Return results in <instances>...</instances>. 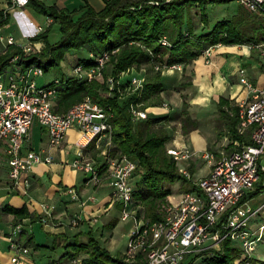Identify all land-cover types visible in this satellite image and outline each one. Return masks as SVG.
Wrapping results in <instances>:
<instances>
[{"label": "built area", "instance_id": "2783aa9c", "mask_svg": "<svg viewBox=\"0 0 264 264\" xmlns=\"http://www.w3.org/2000/svg\"><path fill=\"white\" fill-rule=\"evenodd\" d=\"M236 1L252 11L264 13V0ZM10 3L11 7L24 6L28 5L29 0H10ZM7 17L6 8L3 9L1 19ZM52 21L53 18L50 17L49 23ZM45 28L39 26L22 43L17 41L14 34L1 32L0 25V56L5 55L11 45L21 48V51L11 55L7 63L0 67V148L6 153L11 188L28 194L32 185V167L39 162L53 160L51 153L25 148L30 137V127L34 122L46 129L50 147L62 146L69 129L76 128L79 134L74 143L75 156L70 164L84 172L88 177L87 182L94 181L95 186L105 176L109 177L112 190L110 202L121 205V218L133 217L134 228L124 252L129 259L143 256L146 264H184L187 257L194 256L193 262H197L206 253L220 251L227 238L240 246L245 254L252 255L264 236V221L256 228L251 226V221L264 210V201L253 205L249 200H241L260 179V171L264 172V86L254 84L245 74L246 69L240 68V81L249 93L238 104V132L241 135L250 134V142L236 138L232 140V147L221 150L219 155L208 150L201 153V157L206 158L210 167V173L205 176L194 178L188 166L180 169L197 189L183 191L177 202L169 204L162 219L150 222L139 216L136 208H130L133 204L137 162L125 153L112 155L110 152L113 145L111 107L85 96L66 111H56L55 88L38 82L45 74L43 67L37 63L26 64L25 60L30 55L42 52L44 42L34 40L33 37ZM161 42L170 45L166 35ZM248 46L253 50L258 49L264 56V42ZM212 49L213 46L204 51L206 56H210ZM108 57L109 53L104 52L97 57V65L88 68L77 66L73 69V74L88 80L101 77ZM168 68L182 70L183 64L175 63ZM128 77V86L133 92L139 93L145 78L138 75ZM121 81L122 79L117 80L114 75L107 77L111 89ZM142 105L139 102L132 103L130 110L134 120L147 118L150 110L159 112L156 108L166 111L171 109L166 100L154 108ZM93 141L100 145V152L96 157L85 150ZM168 152L177 161H184L187 165L194 156V152L186 144L173 145L168 148ZM68 192L74 199H79L75 188L69 187ZM43 207L46 212L43 221L46 222L51 213L47 204L44 203ZM80 220L81 216L78 215L72 217L71 223L77 225ZM21 227L17 225L13 235H17L16 232ZM10 239L16 250L10 264H21L23 254L30 249L16 240V237L11 235ZM67 264H82V257H73Z\"/></svg>", "mask_w": 264, "mask_h": 264}, {"label": "trees", "instance_id": "16d2710c", "mask_svg": "<svg viewBox=\"0 0 264 264\" xmlns=\"http://www.w3.org/2000/svg\"><path fill=\"white\" fill-rule=\"evenodd\" d=\"M155 1L105 0V6L100 10L86 2L79 8L70 10L54 4L48 5L43 0H29V6L52 17L53 21L45 30L33 37L34 40L44 42L42 52L30 55L27 61L25 60L26 64L37 63L42 66L46 73L52 67L61 65L69 49L84 47L86 57L76 59L72 72L77 66L88 68L97 65V57L104 52L111 53L107 63L109 66L104 69L105 74L112 73L117 76L131 66L146 65V81L141 91L131 93L125 98L119 96L116 88L114 89L116 93L109 94L104 82L97 79L88 80L71 72H64L43 85L55 88L54 109L58 112L66 111L85 96L111 107L113 145L110 152L112 155L125 153L137 164H141L143 170L140 172L139 180L134 181L133 204L130 208H136L137 214L150 222L162 219L166 213V208L162 205L172 193V189L167 187L165 182L180 180L187 185V190L197 189L192 180L180 172L174 156L167 153L166 145L173 141L175 135L165 126L167 121L176 120L180 116L185 122L195 120L188 113L186 101L181 111L169 110L159 113L150 110L147 118L139 120L132 117L130 110L132 103H144V107H147L149 104L154 106L166 100L164 94L166 85L162 73L163 69L172 64L181 63L186 69L207 48L218 44L264 42V30L258 39H238L224 29L227 21L223 19L218 20L208 31L195 30L196 25L190 12L193 5L200 7L202 24L207 25L208 5L230 0ZM2 17L3 11H0L1 24L8 20V17L1 19ZM54 22L60 23L62 36L56 43H51L48 36ZM171 25H174L175 29H170ZM164 35L168 37L170 45L161 42ZM116 48L117 51L113 52ZM19 51H21L19 46L11 45L8 52L0 56V67L7 63L11 55ZM192 73L183 74L177 86L184 87L191 83L186 78ZM129 82L130 78L126 76L119 85L126 87ZM217 110L229 131L230 139L239 138L250 142L248 133L241 135L238 132L239 105L220 97ZM94 142H91L88 148L94 147ZM95 152H100V149H96ZM187 166L192 174L196 171L193 163L190 162ZM263 181L264 178H260L256 187L247 192L241 202L264 191ZM140 202L144 206L140 205ZM7 209L17 215L26 212L25 207ZM115 225V221L110 224L111 228ZM86 237V240H75L73 244L65 245L66 248H70L65 253L69 259L80 256L82 264H146L143 258L141 259L144 261H128L122 252L112 253L96 237L93 230L87 231ZM263 240L264 236L258 244ZM193 260L194 256H189L184 264H264V259L253 254L250 256L245 254L241 247L232 243L229 238L223 242L220 251L202 255L198 263Z\"/></svg>", "mask_w": 264, "mask_h": 264}, {"label": "crops", "instance_id": "0c3cea01", "mask_svg": "<svg viewBox=\"0 0 264 264\" xmlns=\"http://www.w3.org/2000/svg\"><path fill=\"white\" fill-rule=\"evenodd\" d=\"M43 1L48 5L54 4L70 10L78 8L86 2L96 10L105 6V0ZM9 5H11L10 0H0V11L7 8L8 13V20L0 23L1 32L14 34L19 42H26L29 34L36 32L39 26L44 28L49 23L50 16L43 14L42 19V14L29 5L16 7ZM252 51L253 49L248 44H218L216 48L212 49L209 59L205 54L194 59L190 65V71L187 70L189 65L186 69L184 66L183 71L167 68L163 71L166 99L170 97L171 102L176 105H174L176 111H181L186 100L174 97L175 95L167 93V90H171L174 82L179 81L183 74L189 75L193 72L192 75L187 76L188 79L186 78L191 83L184 86L194 89V94L186 101L189 115V111H191L195 113L194 118H211L214 114L210 111L218 109L220 97H225L238 105L241 100L247 98L249 92L246 86L241 87L237 84L240 75L239 78H235L232 72L229 74L228 69L245 57L259 59V53L257 52V56H254ZM259 60L256 62L253 59L255 70L251 74V78L255 79L258 86H264V62ZM257 68L259 70H256ZM208 106L213 108L206 109ZM151 107L154 108V106ZM206 113L212 114L204 116ZM223 126L220 147L216 150H208L216 155H219L221 150H229L232 147V140H234L230 139L224 121ZM29 131L30 137L25 143V148L51 153L53 160L39 162L32 167L30 171L32 185L29 193L23 194L11 188L6 153L3 148H0V264H10V259L16 252L12 246L11 235L30 249L29 252L23 254L21 264H67L69 256L65 253L70 248H66L65 245L73 244L75 240H86V232L89 230H93L102 244L113 252L117 246L112 240H105V238H111L114 235V228L121 218V205L110 202L111 187L104 185L105 181L110 184L109 177L105 176L99 185L91 187V183L87 182V175L70 164L75 156L74 143L79 134L78 130L70 128L64 144L60 147H50L48 133L39 123L34 122ZM248 135L250 136V134ZM191 136L194 137L195 133L191 132ZM203 137L204 135L202 139ZM202 141H207V138L205 137ZM193 142H195L194 138ZM183 144H186L184 139L177 136L173 145ZM188 144L192 146L191 150L194 155L197 153L201 156V150L198 152L193 149V144L190 141ZM99 148L100 145L94 142V147H89L87 152L94 155L95 150H99ZM200 176L202 175L197 174L194 178ZM69 187L77 190L79 199L73 198V195L68 192ZM249 202L257 205L261 199L255 196L249 199ZM44 203L48 205V210L51 213L46 222L43 221V217L46 216ZM8 207H25L26 212L17 215L7 209ZM78 215L81 216V220L77 225H73L71 219ZM114 221L116 225L111 228L110 224ZM263 221L264 214L260 213V216L252 219L251 226L256 228ZM132 223L129 225L131 226ZM17 225L22 226L21 230L16 232L17 235H13Z\"/></svg>", "mask_w": 264, "mask_h": 264}, {"label": "rangeland", "instance_id": "374dc122", "mask_svg": "<svg viewBox=\"0 0 264 264\" xmlns=\"http://www.w3.org/2000/svg\"><path fill=\"white\" fill-rule=\"evenodd\" d=\"M81 5H82V3H81ZM190 12H191L192 19L196 25L195 30L197 32L208 31L217 23L218 20L223 19V20L227 21L226 24L224 25V29L227 32H229L232 36H234L238 39H242V40L258 39L263 34L264 14L261 12L252 11L249 8H247L246 6L240 4L236 0H230V1H225V2H215V3L209 4L208 5V24L207 25L202 24L201 10H200L199 6L193 5ZM39 13L42 14L41 18L43 19V13H41V12H39ZM42 22H44V21H42ZM170 29H175L174 25H171ZM61 36H62V32L60 29V23L54 22L50 28V31H49V36H48L49 41L51 43H56L61 38ZM237 44H239V43H237ZM222 45H224V44H222ZM240 47L243 48V46H240ZM213 48H216V45H214ZM117 49L118 48L114 49L113 52H116ZM255 50H257V51L253 50L252 52H253L254 56H257V52H258L260 60L257 57H253V59H255L256 62H258V60L264 62V56L260 54L258 49H255ZM86 54H87L86 48H84V47L69 49L67 51L64 59L61 61V65L58 67H52L48 72H46L43 76H41L38 79V82L40 84H45V83L53 80L55 77L60 76L64 72L73 73L71 71V69H72L73 64L76 62V59L78 57H86ZM203 54H205V53H203ZM110 55H111V53L109 54V57L105 61L104 66L102 68L103 76L98 77V78H94V79H97L101 82H104L107 86L109 94L113 95V93H116L115 92L116 90L114 91V89L116 88L118 93H119V96L122 98H125L129 94L134 93L132 91L131 87H129V86L122 87L121 85L116 84L114 86V88L111 89L108 82H107V77L109 75H114L112 73L105 74V72H104V69H106V67L109 66V64H107V63L110 59ZM244 57H245V55H244ZM206 58L209 59L210 56H206ZM251 59H248L245 57L242 60H240L239 63H236V60H234L236 65L231 66L228 69L229 74H231V72H232L233 76H235V78H239V70L241 67H243L246 69L245 74L253 81L254 84H256L255 79L253 80L251 78V74L254 73V70H255L253 68V66H255V62L253 64L252 63L253 59L252 60ZM190 65L187 67L188 71H190V67H191ZM166 69H163V71ZM260 69H262V68H260ZM183 70H184V67H183L182 71ZM256 70H259V68H257ZM146 72H147L146 71V65H141L140 67H137V65L136 66L134 65V66L127 68L126 70L121 71L115 77L117 80H121L126 76L138 75V76L144 77L145 81H146ZM255 75H256V73H255ZM94 79H92V80H94ZM237 81H238L237 84H239L241 87H244V84H241L240 80H237ZM177 82H178V80L176 82H174V86H172L171 90H167V93L170 92L171 94L175 95L174 97H178V99H182V100H186V101L189 100L190 97L192 96V94H194L193 93L194 89H192L191 87L177 86ZM165 96H166V94H165ZM163 101H165V100H162L160 103H158V105H160ZM166 101L169 102V104L171 106V109H170L171 111L177 110L176 108H174L176 105H175V103L171 102L170 97H167ZM149 105L151 106V104H149ZM149 105H147V107ZM142 106L144 107V103ZM207 108L211 109L213 107L208 106V107H206V109ZM156 110L159 111V113H165L166 112V110H164L163 108H160V109L156 108ZM189 112H190V116L192 117V119L195 120V122H193L192 120L185 122L183 120V117L180 116V118H178L176 120L167 121L165 123V126L168 127L170 132L175 135L173 141L168 142L166 145L167 153H169L168 148L173 146L174 140L177 136L182 137L184 139V141L186 142V145L190 149H192V146L189 145L188 142L189 141L192 142L193 147H194L193 149H195L198 152L201 150V153L205 152L206 150H216L217 148H219L220 147L219 142H221V139L223 138V134H221V131H223L224 126H223V121H222L221 117H219L217 110L213 109L212 111H210L214 114L213 116H211V118H207V117L194 118L195 113L191 112V111H189ZM212 113H206L204 116H208V114H212ZM183 124H185V125H183ZM191 132L195 133L194 137L191 136ZM203 135H204L203 139H205V137L207 138V141H205V142L202 141ZM193 138H194L195 142H193ZM227 141H229V140H227ZM98 153L99 152H97V153L94 152V155L93 154H91V155L96 157L98 155ZM191 163H193L197 169L195 171V173H193V177H195L197 174L205 176V175L210 173V167L208 166L206 158L201 157L197 153L193 156ZM178 166H179V170L184 169L187 167V163L184 161H178ZM142 170L143 169H142L141 164H138L137 171H136V174L134 177V181L137 182L139 180V176L141 174L140 172ZM180 172H181V170H180ZM260 178L261 179L264 178V172L263 171H260ZM259 180L257 181V183L259 182ZM165 183H166L167 187L172 189V193L167 196L166 201L162 205L167 209L170 203L177 202L181 198L182 192L187 190V185L180 180L167 181ZM256 184L254 185V188L256 187ZM104 185L108 186L110 184H108V182L105 181ZM93 186H94V181H92V183H91V187H93ZM257 196L260 197L261 201H264V191L260 192L259 195H257ZM140 205H143V203L140 202ZM261 213L264 214V210ZM131 222H133V217H129L127 219L120 218L118 224L114 228V235L111 238L110 237L105 238V240H112L113 243L117 246V249H115L112 253H118V252H125L126 251V245H127L128 239H129V235L134 228L133 223L131 224V226L129 225V223H131ZM123 255H124L125 259H127L128 261H136V260L144 261L145 260L143 256H138L136 259H129L130 257H128L127 254L123 253ZM253 255L257 258L264 259V240L257 245V248L253 252ZM141 258H143L144 260H142ZM198 262L199 261L197 260L196 263H198Z\"/></svg>", "mask_w": 264, "mask_h": 264}]
</instances>
